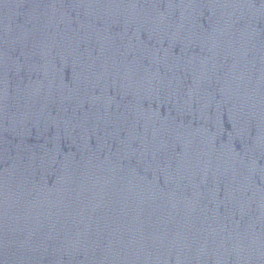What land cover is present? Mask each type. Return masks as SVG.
Wrapping results in <instances>:
<instances>
[{
	"label": "water",
	"instance_id": "water-1",
	"mask_svg": "<svg viewBox=\"0 0 264 264\" xmlns=\"http://www.w3.org/2000/svg\"><path fill=\"white\" fill-rule=\"evenodd\" d=\"M0 264H264V0H0Z\"/></svg>",
	"mask_w": 264,
	"mask_h": 264
}]
</instances>
